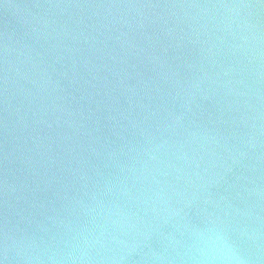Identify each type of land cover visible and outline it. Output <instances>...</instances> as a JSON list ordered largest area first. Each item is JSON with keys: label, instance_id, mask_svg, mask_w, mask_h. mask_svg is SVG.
<instances>
[{"label": "water", "instance_id": "1", "mask_svg": "<svg viewBox=\"0 0 264 264\" xmlns=\"http://www.w3.org/2000/svg\"><path fill=\"white\" fill-rule=\"evenodd\" d=\"M217 234L264 264V0H0V264Z\"/></svg>", "mask_w": 264, "mask_h": 264}, {"label": "clouds", "instance_id": "2", "mask_svg": "<svg viewBox=\"0 0 264 264\" xmlns=\"http://www.w3.org/2000/svg\"><path fill=\"white\" fill-rule=\"evenodd\" d=\"M217 241L220 242L219 247H217ZM206 243L208 247L206 249H200L199 251L207 259L218 261L219 264H242L235 249L231 247L226 237L217 234L215 239L209 237Z\"/></svg>", "mask_w": 264, "mask_h": 264}]
</instances>
